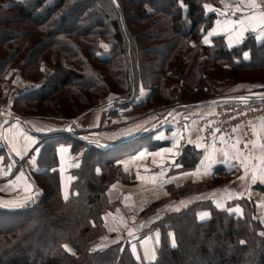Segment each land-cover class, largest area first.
Returning <instances> with one entry per match:
<instances>
[{"label": "trees", "instance_id": "16d2710c", "mask_svg": "<svg viewBox=\"0 0 264 264\" xmlns=\"http://www.w3.org/2000/svg\"><path fill=\"white\" fill-rule=\"evenodd\" d=\"M206 4L219 6L220 0H16L0 9V85L19 73L30 84L9 98L18 113L67 119L122 99L131 106L145 88L140 107L173 102L182 110L221 99H212L220 91L214 74L262 72L264 39L249 36L230 45L213 34L205 44L219 18ZM186 59L189 68L180 70L176 64ZM175 78L181 86L171 92L168 79ZM256 81L264 88L263 75ZM148 134L112 148L71 137L44 142L37 163L51 170L35 177L41 195L27 207L0 205V264H264V224L255 209L243 208L240 215L214 203L200 216L207 199L157 223L161 235L152 259L136 254L132 244L138 238L130 233L103 243V215L113 210L107 190L122 173L119 158ZM62 144L79 157L67 191L58 168ZM186 148L185 158L197 153ZM254 188L264 194V184Z\"/></svg>", "mask_w": 264, "mask_h": 264}, {"label": "crops", "instance_id": "0c3cea01", "mask_svg": "<svg viewBox=\"0 0 264 264\" xmlns=\"http://www.w3.org/2000/svg\"><path fill=\"white\" fill-rule=\"evenodd\" d=\"M245 1L247 0H237L239 7L236 13L229 11L230 14L237 16V20H240L246 10L249 9L244 5ZM219 10L223 12V9ZM224 11L226 12V10ZM219 19L217 21H220V24H217L216 21L214 26L216 29L215 35L225 34L229 29L227 25L225 26L224 21L221 20L223 18L219 17ZM232 33L234 32H229L228 39ZM242 40L243 38L240 41L234 39L231 43L235 44ZM29 84L28 81L17 73L11 82L0 85V94L2 96L8 95V98L14 100L16 93L20 89L29 86ZM148 92L147 88L141 89L133 106L128 110H122L121 114L126 115L134 112L139 107V102L145 99ZM254 94H264V88L261 87ZM207 103L209 102L196 104L192 107L194 109L200 108L201 113L206 112L208 109L202 108ZM106 105H109V103L98 109L86 112L81 117L75 119H67L54 113L50 116H45L46 119L50 120H42L33 116L20 114L17 111L14 112L13 110L10 120L0 133V150H2L0 152V205L6 208L27 207L33 204L43 192L42 188L36 183L35 177L38 173L50 171L51 168L38 165L37 157L39 152L34 150L40 148L44 142L59 137H71L88 141L89 144H94L93 141H96L103 146L108 145L111 140L112 146H114L116 141H126L131 135L135 137L134 135L141 132L140 130L143 126L142 131L148 129V133L151 134L148 139L151 142V146L133 150L131 154L119 160L120 163L119 161L118 163L121 166L122 175L125 177L121 175L117 177L116 181L107 190V195H110L112 191L113 193L118 191L117 200L119 207L121 210L126 211L127 216H134L135 210L141 213L153 204L149 201L145 202L146 204L141 207L138 203L139 200H136L132 196L134 193L143 192L144 190L146 193L153 192L163 195L168 193L170 186L173 184L182 188L189 180L203 181L211 179L218 158L221 160L219 163L225 162L233 167L235 165L239 166L242 169L243 177L240 175L241 177L238 181L242 186H248L246 189L248 196L257 197L259 195L258 197L264 198V194L255 189L252 183L248 184L251 180L250 176L254 171H257L256 178L262 177L264 173V147H262L264 146V121L260 120L256 124L254 147L250 152L245 153L238 148L240 135L232 142L224 145H219L216 142L204 143L200 141L196 125L192 121L173 123L171 121L163 122L160 120L156 124V122L153 123L154 118H149L146 124L137 123L132 125L134 131H129V128H126L114 136L108 130V121L102 115L103 108ZM186 109L189 110L188 108ZM200 109L198 112H200ZM137 125L140 127H136ZM62 145L66 151L61 152L59 150L61 145L58 147L60 160L58 168L62 176L64 190L67 191L66 185L69 179H72L69 170L77 166L79 157L77 154L72 153L70 145ZM187 145L194 151L197 150L198 153L195 163L189 166L185 162L187 160L185 158L186 155L182 159ZM161 149H169L170 151L162 152ZM33 160H35L34 163ZM260 183L264 184V180H261ZM234 192L233 190H229L228 194L235 197L237 194ZM243 192L245 193V191ZM213 193L211 192L209 196L213 195ZM238 194L241 195L243 193L240 191ZM182 200L179 199L175 202L180 203ZM191 200L187 202H191ZM179 207L180 205L178 204L172 207V209ZM132 223L133 221L130 219V222L128 224L126 222L123 226L124 228L125 226L130 227ZM157 234L158 232L154 231L153 234L133 242V247L136 245V248L134 247L136 254L142 259L147 260L145 258L146 250L150 257L154 256L155 253L151 251L154 247L151 244L156 238L158 239L159 236Z\"/></svg>", "mask_w": 264, "mask_h": 264}, {"label": "rangeland", "instance_id": "374dc122", "mask_svg": "<svg viewBox=\"0 0 264 264\" xmlns=\"http://www.w3.org/2000/svg\"><path fill=\"white\" fill-rule=\"evenodd\" d=\"M16 0H2L0 1V9L8 6L9 4H11L12 2H14ZM230 0H220V5L216 6L214 4H207V5H211V8H208V10H214V12L219 11L218 15L220 18H223L221 20L225 21H239L237 20V16L230 14L229 11H234V13H236V11L238 10L239 7V3L237 2V0H232L231 2H229ZM244 3V2H243ZM223 4V5H222ZM256 4L257 7L256 8H252L249 4V0L245 1L244 5L249 8L248 10H246V12L243 14V16H249V15H254L256 17L257 20H259V14L261 12H264V0H256ZM217 7V9H216ZM219 7V8H218ZM219 9H223V12H220ZM226 10V12L224 11ZM250 11V12H247ZM242 17V16H240ZM217 20H220L219 18H217ZM228 32H226L225 34H222L225 36L226 41L230 44L229 39H228V34L230 32V29L235 28L237 31H239V25L236 24H228L227 25ZM237 31H232L234 33H232L230 36L232 37H236L237 35ZM258 35H264L262 33L259 32V29L257 28V31H252L251 29H249L248 31L244 32L243 34V40L244 41L247 37L249 36H253L257 42L261 41L262 39H258ZM210 37L208 36V39ZM240 41V40H239ZM241 41V42H242ZM241 42L235 43V44H239ZM201 44V42H200ZM199 42H196V45L198 47V45H200ZM233 43H231L230 45H235ZM198 48H191L189 51H191V53H194ZM176 65H180V70H183V68H186V70L189 68L188 66L190 65V62L188 61V59H186L183 63H178ZM183 67V68H182ZM172 68L174 70H176L175 65H172ZM50 67L48 66V71H50ZM221 72V71H220ZM217 72L214 74V81L215 84H217V88L220 90L219 93L215 94L217 96H215V98L213 97L212 99H218L220 97H239L240 95L246 94V91L248 89H250V87L254 86V87H259L258 82L260 81H256L259 77H261L262 75L264 76V70L262 72H255V71H248V73L239 71L238 73L240 74L239 76L236 77H229L227 76V74L225 73H220ZM226 72V71H223ZM187 73V72H185ZM256 78V79H255ZM242 80V82H237V80ZM244 80V81H243ZM248 80V81H246ZM169 85L170 87L168 88V90H170L171 92L173 90H175L176 86L180 87L181 84H178L180 82V78H175L173 80L168 79ZM247 82V83H246ZM178 84V85H177ZM186 87V84H184V89ZM114 97H116L117 95L114 94ZM112 97V96H110ZM4 96H2L0 94V100L3 99ZM8 98V95L5 97ZM103 98L101 97L100 99H98V102H100ZM119 101V100H118ZM11 102V101H10ZM217 102H219L218 100H215L212 102H209L207 104H205V106L203 105L202 109H208L206 110V112H202L201 113V109L200 108H196L194 109L192 108H188L189 110H176L173 106V102L172 103H164L163 105H154L152 107H148L147 105H144L142 107H138L137 109H135L134 112L132 113H128L126 115H122L121 111L122 110H128L133 104H131V106H128L127 104H124V99L121 100V102H113L109 103V105H106V107L103 108V118L105 117L106 121H108V130L114 135L116 136L120 131H122L123 129L129 128L132 129V125L137 124V123H145L147 122V120L149 118H154V122L159 123L160 120H162L163 122H177V123H184V121L186 122H193L196 125V128H198L197 126V121L195 120L194 116H197L198 114H203V113H210L211 111H213L215 109V104H217ZM12 105L14 104V102L11 103ZM107 104V103H105ZM114 105V106H113ZM127 106V107H124ZM12 107V106H11ZM123 108V109H122ZM200 109V112H198V110ZM14 112L16 111V109L13 107ZM187 113H194L196 115H194L193 117H187ZM54 113H44V114H37V115H32L34 118H38V119H42V120H50V119H46V115L50 116ZM61 116V115H60ZM144 128V126L142 127V129ZM140 130L141 132H138L137 135H140L142 133H147L148 134V129L146 130ZM197 133V132H196ZM136 134L134 135L135 137L137 136ZM148 134V137L146 138V140L143 142V144H141V148L142 147H150L151 146V142L150 140H148L150 137ZM198 135V133H197ZM131 137H133L132 135L130 137H128V139L126 141H122V142H127L128 140L131 139ZM130 138V139H129ZM200 139V138H199ZM137 141V140H136ZM140 141V140H138ZM142 141V140H141ZM140 141V142H141ZM201 141V140H200ZM119 141H116V143ZM119 142V143H122ZM111 143V144H110ZM115 143V145H116ZM117 143V144H119ZM110 144V145H109ZM219 145H224L227 143H217ZM189 145H187L186 147H188ZM104 148H112V142L110 140V142L108 143V145L103 146ZM137 147L135 150H137ZM190 147V146H189ZM239 148V147H238ZM130 151L133 149H131L130 146ZM187 150V148H185ZM240 149V148H239ZM121 152L119 151H114V154H118V153H122L124 150H122V148L120 149ZM241 150V149H240ZM130 151L128 150L125 153H122L121 157L119 158L120 160L123 159L125 156L131 154ZM185 151V150H184ZM197 151V150H196ZM242 151V150H241ZM190 152H193V150L190 149ZM189 155L187 156V160L185 161L188 165L191 163H195V157L198 156V153H188ZM184 158V152L182 155V159ZM218 162H216L217 164L214 167V174L213 177L211 179L208 180H203V181H194V180H189L182 188L176 185H171L169 188V191L167 194H155L153 192H139V193H134V195H132L136 200H139L138 203L142 206H144V204H146L145 202H149L151 201L153 204L150 205V207L144 211H142L141 213H139L137 210H135L134 216H127L126 211L121 210V208L119 207L118 204V200L117 197L119 195V193H117L118 191H116L115 193H113V191L111 192L110 195H108V205L109 207H112L111 209L113 210H108L107 212L104 213L103 218L104 221L106 222V227L108 228V232H107V236L105 237V240L103 241V243H113L121 238L126 237V235L128 233H130L128 236L131 237L132 239H141L139 237H145L147 235L153 234L154 231H157L158 234L157 235H161L159 232V226L157 225V223L163 218V217H168V215H170V213H174V212H181L183 210L189 209L191 207H198V204H202V203H206L205 199H207L206 201L209 202V205H205V207L200 208L199 209V214L200 216H204V214H206L208 211H210L209 207L212 204L216 203L220 206L222 205H228L229 209L231 211H235L236 213L242 215L243 214V208H251V209H255L256 215L257 217H259L261 219V221L264 224V198L263 197H250L246 194V189L248 186H242L241 183L238 181V179L242 176V169H240L239 166L233 167L231 165H229L228 163H219L221 160L220 158L217 159ZM223 160V159H222ZM120 163V161H119ZM185 165V164H184ZM240 165V164H239ZM186 167V165H185ZM188 168V167H186ZM257 171H254L250 178L251 180L248 182L252 183L253 185L260 183L261 180H264V173L262 174V177L260 178H256V174ZM241 175V176H240ZM122 177H125L124 175H122ZM229 190H233L236 192V196L233 197L230 194H228ZM242 192L243 194L239 195L238 192ZM245 191V193L243 192ZM211 192H214L213 195L209 196ZM234 192V193H235ZM41 195V194H40ZM39 195V196H40ZM197 195V196H196ZM229 195V196H228ZM38 196V197H39ZM196 196V197H195ZM241 197L242 200L244 201H238V197ZM207 197V198H206ZM191 198H193V200H191ZM235 198V199H234ZM237 198V199H236ZM179 199H183L180 203H177L175 201L179 200ZM191 202H187L190 201ZM247 202H246V201ZM173 202V203H172ZM243 202V205L242 203ZM180 205L179 208L176 209H172V207H175L177 205ZM182 204V205H181ZM239 209V211H236V209ZM126 209V208H124ZM139 210V209H138ZM117 211V212H116ZM115 212V213H113ZM117 219V220H116ZM131 221H133V223L131 224V226H124L127 222V224ZM146 234V235H145ZM157 238L156 240L153 241V243L151 244L152 247H154L153 249H151V251H153L155 253V248H156V244H157ZM133 245V244H132ZM136 248V245L134 246ZM147 247V246H145ZM141 250V248H140Z\"/></svg>", "mask_w": 264, "mask_h": 264}, {"label": "built area", "instance_id": "2783aa9c", "mask_svg": "<svg viewBox=\"0 0 264 264\" xmlns=\"http://www.w3.org/2000/svg\"><path fill=\"white\" fill-rule=\"evenodd\" d=\"M260 88L252 86L246 94L239 97H224L210 113H200L197 116L187 113V117L194 116L198 122L197 130L201 141L230 143L240 135L238 147L245 153L250 152L254 147L255 126L258 121H264V94H254ZM11 106L9 98L0 100V133L12 116Z\"/></svg>", "mask_w": 264, "mask_h": 264}, {"label": "snow or ice", "instance_id": "6c2138e0", "mask_svg": "<svg viewBox=\"0 0 264 264\" xmlns=\"http://www.w3.org/2000/svg\"><path fill=\"white\" fill-rule=\"evenodd\" d=\"M249 4L252 8H256L257 4H256V0H249ZM205 8H211V5H204ZM217 24H220V21H217ZM225 26L228 24H236L239 25V31H237L235 28L230 29V31H237V35L236 37H232L229 36V42L231 44V42L235 39V40H241L243 38V34L244 32L248 31L249 29H251L252 31H257V28L259 29V32L264 34V12H261L259 14V20L256 19V17L254 15H249V16H243L239 21H225L224 22ZM214 33H216V29H212L209 33L208 36L213 35ZM208 36L204 37V43L208 44L210 43ZM258 39H264V35H258ZM104 47H107L106 45ZM245 58H248V53H245ZM136 127H140L139 125H137ZM129 131H134V129H129ZM93 143H97L96 141H93ZM264 147V146H262ZM61 152L66 151V149L64 148L63 145L60 146L59 149ZM34 151L39 152V148L35 149ZM161 151H170L169 149H161ZM141 155H143V153H141ZM35 162V160H33V163ZM67 198V197H66ZM219 206V205H218ZM236 211H239V209L237 208ZM264 234V233H262ZM243 243V242H242ZM65 247L67 248V245H65ZM70 251V249H69ZM139 258V257H138ZM145 258L146 259H152L153 257H150L147 250L145 252Z\"/></svg>", "mask_w": 264, "mask_h": 264}, {"label": "water", "instance_id": "95a60500", "mask_svg": "<svg viewBox=\"0 0 264 264\" xmlns=\"http://www.w3.org/2000/svg\"><path fill=\"white\" fill-rule=\"evenodd\" d=\"M222 99V98H221ZM221 99H219V100H221Z\"/></svg>", "mask_w": 264, "mask_h": 264}]
</instances>
